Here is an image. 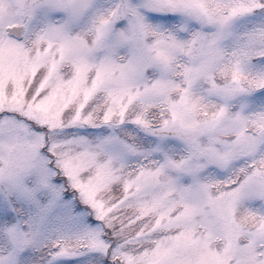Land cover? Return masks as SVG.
Masks as SVG:
<instances>
[{
  "label": "snow or ice",
  "instance_id": "1",
  "mask_svg": "<svg viewBox=\"0 0 264 264\" xmlns=\"http://www.w3.org/2000/svg\"><path fill=\"white\" fill-rule=\"evenodd\" d=\"M0 264H264V0H0Z\"/></svg>",
  "mask_w": 264,
  "mask_h": 264
}]
</instances>
